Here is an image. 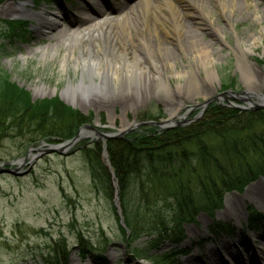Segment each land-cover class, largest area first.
Instances as JSON below:
<instances>
[{"label":"rangeland","instance_id":"1","mask_svg":"<svg viewBox=\"0 0 264 264\" xmlns=\"http://www.w3.org/2000/svg\"><path fill=\"white\" fill-rule=\"evenodd\" d=\"M88 1L89 4L84 0H5L0 3L1 78L8 77L19 89L28 92L33 102L55 97L85 118L90 117L89 121L81 125H105L109 130L122 129L131 122L140 121L142 115H157V120L181 115L183 108L202 99L213 98L225 90L234 91L239 96H243V92L264 94V0H233L231 7L224 3L231 0H191L203 6L202 9L190 7L198 26L192 27L187 23L188 18L183 17L186 28L179 40L171 35L165 37L159 28L157 33L160 40L150 30L144 32L141 28V3L139 7L126 10L131 35L142 29L144 34L150 35L149 44L152 48L160 44L164 48L165 57L170 60L164 68L173 98L158 97L161 94L156 87L153 97H114L94 92L82 96L73 104L66 102L61 98V93L67 85L78 84L80 69H75L69 60L64 61L63 43L56 54L50 55L47 51L46 57L42 56L40 49L31 54H27V51L52 43L49 37L63 26H76L81 13L92 17L98 14H115V7H120V3L131 5L139 0ZM173 2L180 9H187L190 3ZM19 3L37 14L41 11L54 14L58 20L41 28L37 17L11 13ZM10 20L12 23L9 24ZM12 26L13 30L10 29ZM220 30L223 33H219ZM189 32L195 33L197 40L207 42L215 60L207 67L212 74L211 81L206 80L205 72L199 68L200 83L191 85L190 91H187L185 78L176 77L173 73L195 65L192 56L185 57L181 51L182 48L189 50L193 46L185 36ZM239 48L245 51L250 48L246 52V62L242 60L244 74L239 68ZM73 54L78 55L77 48L73 49ZM145 78L148 82L140 89L141 92L151 86L152 77L143 74L142 80ZM94 80L92 86L96 87L99 78ZM35 86H43L44 93L37 94ZM248 87L251 88L250 91ZM251 100L256 101L255 97ZM235 104H238L236 100ZM158 110L161 117L158 116ZM252 123L239 134L242 136L241 140H245L253 132L264 131V120ZM142 126L148 127L146 124ZM0 135V168H10L15 172L0 173V264H45V255L56 241H63L69 247L65 264H154L153 257H133L131 253L134 247L146 246L143 244L145 241L146 244L154 243L150 241L152 238L156 245L151 248L148 256L167 252V264H181L185 261L191 264H216L208 254V249L212 248L220 256L219 262L238 264L233 259L235 255L230 254L239 250L223 246V242L230 244L235 240L239 248H242L239 243L245 247L251 246L248 253L244 247L247 254L253 253L256 257L264 251V239H261L264 237V228L259 226L246 230L244 227L247 205H253L264 212V188L260 189L261 183L264 184V174L248 184L242 193L225 192L221 206L212 212L198 211L194 218L198 226L194 222L183 223L184 240L178 244L171 242L158 229L154 231L151 223L146 227H139L140 236L137 239L126 241L117 226L116 217L122 215L118 203L119 209L114 211V198H107L93 186L87 158L89 152V157L94 160L93 154L90 149L86 151L83 147L89 140H93L90 139L92 130L87 129V134L63 154L45 153L42 151L43 146L30 151L29 156L19 165L6 163L22 158L27 152L25 147L28 142L31 143V148L37 149L40 141L59 144L65 140L47 142L38 138L31 130L24 129L14 132L9 128ZM202 140V144L210 148H218L222 143L220 138L212 134L205 135ZM103 149L106 152L105 158L102 156ZM100 158L104 163L106 160L109 162L103 146ZM114 186L116 187L115 181ZM113 195H117L116 190ZM160 216L165 224L172 225L174 219L171 215ZM220 221L230 225L229 234L218 229L215 233L209 231L213 224ZM78 236H83L93 254L79 253ZM241 253L244 255V252ZM255 264H264V260H257Z\"/></svg>","mask_w":264,"mask_h":264},{"label":"trees","instance_id":"2","mask_svg":"<svg viewBox=\"0 0 264 264\" xmlns=\"http://www.w3.org/2000/svg\"><path fill=\"white\" fill-rule=\"evenodd\" d=\"M8 23H12L11 20ZM158 116L161 117L160 112ZM89 119L55 97L33 102L28 92L19 89L8 77L0 76V134L9 128L14 132L24 129L47 142L63 141L73 137L79 126ZM256 120H264V109L240 111L214 104L202 119L185 126L164 131L144 127L123 138H110L105 142V149L113 178L100 158L101 140L93 139L84 144V149H90L93 154L94 160L89 152L87 155L93 186L109 199L114 198L115 190L117 192L123 225L119 216L116 220L123 239H137L139 227L151 223L154 231L158 229L178 244L184 240L183 223L195 222L198 211L212 212L221 206L225 192L242 191L249 182L263 175L264 131L253 132L245 140L239 135ZM210 134L222 141L218 148L202 144V138ZM30 145L28 142L25 150ZM112 207L116 211L115 206ZM161 214L171 215L172 225L165 224ZM259 226L264 228V213L248 206L244 227ZM217 229L231 231L230 225L222 221L213 224L209 231L215 233ZM150 241L155 243L153 238ZM154 243L145 241L146 246L134 247L132 256L153 257L154 264L169 263L167 252L148 256ZM77 247L81 254H93L83 236H78ZM68 249L63 241L54 242L44 263L65 264Z\"/></svg>","mask_w":264,"mask_h":264},{"label":"bare ground","instance_id":"3","mask_svg":"<svg viewBox=\"0 0 264 264\" xmlns=\"http://www.w3.org/2000/svg\"><path fill=\"white\" fill-rule=\"evenodd\" d=\"M87 1L84 0V2L89 4V1ZM176 1L183 3L190 2L188 4L189 7L187 9H180L175 6L173 0H139L134 1L131 5L126 3L124 5V2L120 3V7H115V14H98L92 17L81 13L77 19L76 26H63L49 37L53 41L52 43L33 47L27 51V54L40 49L43 57H46L47 51L50 52V55H54L57 53L58 47L63 43L65 46L64 61L69 60L75 69H80L78 84L67 85L61 93V98L72 104L82 96L84 97L94 92L114 97H153L156 94V87L158 88V93L161 94L158 97L171 99L173 98V94L169 90L164 68L167 62L170 63V60L166 59L165 51L161 44L154 48L150 46V35L144 34L143 30L144 32L150 30L149 32H152L160 40L157 33V29L159 28L158 30H161L165 37L171 35L173 38L179 40L182 38L184 28H186L185 23H183V17L188 18L189 21L187 23L191 24L192 27H197V19L190 7L202 9L203 6L201 7L199 2L196 3L191 0ZM139 3L142 4L140 9L143 11L141 15L143 22L141 28L143 30L141 29V31L139 30L134 35H131V25L126 16V10L139 7ZM224 3L229 7L234 4L233 0ZM11 13L13 15L23 14L37 17L39 27L41 28L52 25L58 20V17L54 14L44 11L37 14L27 10L25 5L20 3L15 5ZM219 33H223L222 30ZM185 36L191 40L193 46L189 50L182 48V54L185 57L192 56L195 65L194 67L188 66L187 70L176 71L173 75L184 77L185 89L190 91L191 85L200 83L198 79L199 68L205 72L206 80L211 81L212 74L207 70V67L211 66L215 58L207 42L197 40L195 33L189 32ZM253 41H255V38H253ZM74 48L78 49L77 56L73 54ZM248 50L250 48H247L246 51L239 48V58L241 59L239 68L243 74L245 71L243 62H246V52ZM143 74L152 77V80H150L151 86L145 92L140 91L148 82L146 78L142 80ZM95 78H99L96 87L92 86L95 83ZM34 90L37 94H43L45 91L43 86H35ZM248 90L250 91L251 88L248 87ZM112 130L115 129H108L107 131ZM261 185L260 189L264 188V184L261 183ZM261 192H263V189ZM261 239H264V237ZM237 243L236 240L230 244L223 242V246L235 248L236 251L239 250L233 254H230L231 252L228 253L230 256L235 255L233 259L238 264H255L257 260H264L263 250L257 255V258L253 253L247 254L251 246L245 247L244 244L239 243L242 246V248H239ZM226 252L228 251L226 250ZM241 252H244V255ZM208 254L211 256L210 259L216 264H223V262H219L220 256L218 253H215L213 248L212 250L208 249ZM212 254H214V257H212ZM181 264L191 263L185 261L181 262Z\"/></svg>","mask_w":264,"mask_h":264},{"label":"water","instance_id":"4","mask_svg":"<svg viewBox=\"0 0 264 264\" xmlns=\"http://www.w3.org/2000/svg\"><path fill=\"white\" fill-rule=\"evenodd\" d=\"M242 94H243V96H239L238 94H235V95H237L235 100L238 102V104H232L233 107H235L239 110L264 109V94L263 93H261V92H258V93L243 92ZM251 97H255L256 101H252ZM215 98L216 97L205 100L204 104L211 102ZM183 123H184L183 120L174 121L173 118H166V119L160 120V121L133 122V123H130L129 125H127L126 127L122 128V129L112 130V131L102 130L103 128L108 127L105 125L84 124L78 128L77 132L75 133V135L72 138H70L64 142H61L59 144H48V143H45L44 141H41V143L37 149L29 148L28 151L26 152V154L22 158L16 159V160L9 162V163H6V164L7 165H15V164L19 165L29 156L30 151L41 149L43 146H44V148L42 149V151L45 153L57 152V153L63 154L66 150L71 148L76 142H78L81 138H83L87 134V129L92 130V135H91L92 138L93 137L101 138L103 143H104L105 140H107L111 137H116V138L123 137L127 132H129L131 129H133L136 126H141V125L146 124V125L157 126L160 129H167V128L173 127L175 125H182ZM102 156L104 158L106 157V152L104 149L102 152ZM2 165H4V164H2ZM106 166L109 168L107 160H106ZM1 172H7V173L15 174L14 170H12L10 168H0V173ZM109 172H110L111 176L113 177L112 171L110 170ZM114 199H115L114 202H115L116 208H118L117 197L115 196ZM120 221H121V223L123 222L121 217H120Z\"/></svg>","mask_w":264,"mask_h":264},{"label":"flooded vegetation","instance_id":"5","mask_svg":"<svg viewBox=\"0 0 264 264\" xmlns=\"http://www.w3.org/2000/svg\"><path fill=\"white\" fill-rule=\"evenodd\" d=\"M214 97H216V98L213 99L211 102H208L206 104H204V101L209 99V98L202 99L193 105H190V106L183 108L181 115L172 116L173 120L177 121L178 119H182L184 121V123L182 125H179V126H185V125H187L193 121H196V118H197V120L202 119L204 117V115L206 114V112L208 111L209 107H211L214 104H220L224 107L234 108L232 105V104H235V92L234 91H227V90L221 91L220 93H218ZM157 112H159V110ZM155 117L156 118H151V115H146V116L142 115L139 118L140 121L138 120V121H134V122L157 121V119H158L157 115ZM137 127H134L133 129H131L126 134H128L132 131H135V130H140L141 128H144L146 126H139L138 128ZM148 127H153L155 129L160 130L159 127L154 126V125H149Z\"/></svg>","mask_w":264,"mask_h":264}]
</instances>
